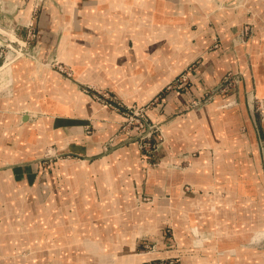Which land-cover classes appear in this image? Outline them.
Here are the masks:
<instances>
[{"label":"crops","instance_id":"obj_1","mask_svg":"<svg viewBox=\"0 0 264 264\" xmlns=\"http://www.w3.org/2000/svg\"><path fill=\"white\" fill-rule=\"evenodd\" d=\"M44 1L35 26L41 55L34 62H14L6 88L0 81L3 220L26 209V223L35 224L25 230L34 235L57 210L75 205L77 212L84 211L88 200L120 189L132 208L131 194L152 199L154 213L169 208L176 238L190 212L188 230L195 225L192 231L207 234L204 239L222 241L238 234L226 238L212 228L227 221L222 191L242 201L241 214L231 223H260L264 0ZM12 16L20 27L27 15L23 10ZM49 60L67 66L75 82L47 68ZM183 72L188 80L178 85ZM79 85L108 88L127 106H145L146 120L161 140L152 152L157 167L142 162L138 144L125 140L121 116L98 109ZM253 160L260 167H251ZM228 181L238 192L231 191ZM121 200L116 197L114 204L119 207ZM146 208H133L132 216L157 239L156 215ZM20 232L8 224L2 242L19 243ZM240 237L235 239L246 240L245 234ZM81 245L97 261L106 260L103 242ZM197 251L179 263L212 264L196 262ZM142 255L131 254L126 263L160 264L154 256Z\"/></svg>","mask_w":264,"mask_h":264},{"label":"rangeland","instance_id":"obj_2","mask_svg":"<svg viewBox=\"0 0 264 264\" xmlns=\"http://www.w3.org/2000/svg\"><path fill=\"white\" fill-rule=\"evenodd\" d=\"M45 5L44 0H0V29L4 32V34L0 35V81L1 79L5 80V88L8 86L7 73L9 70L12 71L14 62L19 60H31L34 62L35 60L27 55V53L31 56L41 55V48L36 44L35 26L40 11L42 8H45ZM23 10L26 11L27 16H25L22 25L19 27V25H16V17L12 15L17 11L23 12ZM13 11L12 15H5V12ZM10 35L16 38L15 40L13 38L14 42L11 43V47H9L10 43L7 44ZM9 51L15 57L13 60L6 59ZM48 68L58 71L62 78L75 82L73 80V73L67 66L54 63V65L51 64ZM84 87L87 86L82 85L80 87L82 92ZM90 88L109 91L108 88ZM87 95L89 96V94ZM115 98L123 106L122 108H124V112H116L121 116L119 127L121 134L125 137V140L134 141L138 144L140 142V129H133L138 127V123L133 119L130 120V114L128 116L123 114L126 112L127 105L117 97ZM93 101L96 103L98 109H103L100 104L95 100ZM128 107L138 106L129 105ZM137 133H139L138 137ZM155 134V132H152L149 138L151 144L149 149L151 152L161 143V140L155 137L157 136ZM253 149L255 150L256 147ZM140 153L142 156L144 151L140 149ZM152 157L153 154L151 153L147 164L155 168L157 165ZM242 164H238V167L242 166ZM233 165L236 166V163L234 162ZM249 165L256 167L258 162L253 160L249 162ZM258 167L260 166L258 165ZM258 180L263 183V179ZM229 182L231 183L229 186L231 187V191L235 190L238 192L236 184L233 186L234 184L228 181L227 185L230 184ZM220 195L223 199L226 198V210L224 209L223 211L226 214L225 219H229V223L226 221L227 224L223 223L224 225L215 224L212 228L217 227L221 233L232 229V231L234 230L238 234L233 238L222 241L213 240L214 244L211 242L212 240L209 242V240L204 239L206 236L200 231V233L195 232V235L192 231L195 225L191 226L188 230V227H190L189 221L192 219L191 212L183 224L185 229L181 230V236L176 238L169 208H160L155 213L156 222L153 231L160 232L161 235L159 234V237L157 236L158 238L154 239L153 235L147 234L149 231L140 228L139 222L131 215V211L133 208L139 209L146 206L153 212L155 210L153 206L155 203L146 196L142 195L139 197L138 195L131 194L134 202V207L132 208L128 206L125 200L127 196L124 195V191L120 189L114 195L113 193L111 195L99 194L96 198L88 200L84 211H80L79 209V212H77L78 207L75 205H71L63 210H57L52 216L53 218L41 228L42 230L34 229V233H36L34 235L30 228H28L29 231L25 229H27L26 227L33 226L35 221L26 223L28 213L26 209L23 210L22 208L19 212L17 211L16 215H12L6 220H3L0 216V264H127L126 260L131 254L140 255L147 253L156 258L154 262H159L160 264H180V260L184 256L188 257L189 254L191 255L194 250H198L195 257L196 262L206 260L212 264H228V262L230 264H264V217L260 218V223L258 224H238L235 227V224H233L235 219L233 217L236 216L237 210H239L238 213L241 212L240 204L242 205V201L235 199V195L232 192L226 193V191H222ZM116 197L122 198L119 207L116 206L117 204H114ZM227 199H229L228 202ZM237 205H239L238 208ZM245 205L252 212L256 210L255 207L250 206L253 204L247 201ZM261 206L264 208V205ZM196 210L200 211L201 209L197 208ZM232 219L234 220L233 223L230 221ZM8 224H13L14 228L18 231L21 230L19 243L10 240H7L6 243L2 242L3 234L7 231ZM204 228L206 227L203 226L202 229ZM242 232H245L246 240H236L237 236H242ZM192 238L197 239L192 242ZM85 240L103 242L104 248L101 250V253L110 259L97 261L91 255L92 253L90 254L81 245L82 241ZM209 249L212 250L211 253H205ZM84 255L87 256L86 259ZM207 255L210 256L206 257ZM259 261L262 262L260 263Z\"/></svg>","mask_w":264,"mask_h":264},{"label":"built area","instance_id":"obj_3","mask_svg":"<svg viewBox=\"0 0 264 264\" xmlns=\"http://www.w3.org/2000/svg\"><path fill=\"white\" fill-rule=\"evenodd\" d=\"M188 76L186 73H181L176 82L178 85H183L187 82ZM83 92L89 94L92 100H95L98 104H100L103 109L108 108L115 112H124L123 106L118 102V100L113 97L111 92L105 90H96L94 88L84 87ZM112 95V96H111ZM125 114L128 116L130 114V120H135L138 123V127L133 128L134 130L140 129V142H138L140 149L144 151L141 156V160L144 163H148L150 159V154L152 153L149 149L151 146L149 138L152 135L153 130L155 129L154 125L150 124L145 118L144 108L142 107H126ZM137 133V137L138 134Z\"/></svg>","mask_w":264,"mask_h":264},{"label":"bare ground","instance_id":"obj_4","mask_svg":"<svg viewBox=\"0 0 264 264\" xmlns=\"http://www.w3.org/2000/svg\"><path fill=\"white\" fill-rule=\"evenodd\" d=\"M126 2H127V1H126ZM120 3H121V2H120ZM111 6H112V4H111ZM114 6H115V5H114ZM114 6H113V7H114ZM126 6H127V5H126ZM120 8H121V7H120ZM108 12H109V11H108ZM124 17H125V16H124ZM135 22H136V21H135ZM1 34H4V32L1 31V29H0V35H1ZM3 36H4V35H3ZM9 37H10V38H9L7 44L10 43V44H9L10 46H9V45H8V46L11 47V46H12L11 43L14 42V40H15L16 38L13 37L12 35H10ZM11 38H12V39H11ZM13 38H14V40H13ZM7 39H8V38H7ZM17 42H18V41H17ZM8 54H9V55H8V56H9V57H8V60H13V58H14V57H13V54H11V52H8ZM87 70H88V69H87ZM84 73H85V71H84ZM160 82H161V81H160ZM217 196H218V195H217ZM198 199H199V198H198ZM220 199H221V198H220ZM220 199H219V200H220ZM225 199H226V198H225ZM225 199H224V200H225ZM199 200H200V199H199ZM222 200H223V199H222ZM228 200H229V199H227V202H228ZM219 202H220V201H219ZM231 202L233 203L232 200H231ZM168 203H170V202H168ZM223 203H224V202H223ZM220 204H221V202H220ZM173 206H174V205H173ZM235 206H236V205H235ZM262 207H263V206H262ZM200 208H201V207H200ZM214 208H215V207H214ZM234 208H235V207H234ZM146 209H147V208H146ZM242 209H244V208L242 207ZM245 209H246V208H245ZM147 210H148V209H147ZM210 210H211V209H210ZM225 210H226V209H225ZM234 210H235V209H234ZM247 210H248V209H247ZM144 211H146V210L144 209ZM212 211H213V210H212ZM214 211H215V210H214ZM219 211H220V209H219ZM238 211H239V210H237V212H238ZM244 211H245V210H244ZM200 212H201V211H200ZM222 212H223V210H222ZM222 212H220V213H222ZM227 212H228V210H227ZM186 213H187V212H186ZM135 214L138 215L137 213H135ZM135 214H134V215H135ZM146 214H147V213H146ZM154 214H155V213H154ZM232 214H233V213H232ZM234 214H235V212H234ZM240 214H241V213H240ZM246 214H247V213H246ZM131 215H132V213H131ZM244 215H245V214H244ZM244 215H243V216H244ZM247 215H248V214H247ZM204 216H205L204 214H201V215H200V218H202V217H204ZM207 216H208V215H207ZM211 216H212V215H211ZM241 216H242V215H241ZM241 216H240V217H241ZM134 217L136 218L137 216H134ZM209 217H210V216H209ZM220 217H221V216H220ZM228 217H229V215H228ZM234 217L236 218L237 216H234ZM238 218H239V217H238ZM121 219H122V218H121ZM157 219H158V218H157ZM203 219H204V218H203ZM213 219H214V217H213ZM220 219H221V218H220ZM136 220H137V219H136ZM151 220H152V219H151ZM196 220H197V219H196ZM200 220H201V219H200ZM134 221H135V220H134ZM216 221H217V219H216ZM227 221H229V219H228ZM245 221H246V220H245ZM153 223H154V222H153ZM144 224H145V223H144ZM237 224H239V223H237ZM153 225H154V224H153ZM223 225H224V224H223ZM240 225H241V224H240ZM126 227H127V226H126ZM148 227H149V226H148ZM223 227H224V226H223ZM232 227H233V226H232ZM235 227H236V225H235ZM235 227H234V228H235ZM241 227H242V226H241ZM194 228H195V226H194ZM196 229H197V226H196ZM215 229H216V228H215ZM213 230H214V229H213ZM218 230H219V229H218ZM224 230H225V229H224ZM198 231H199V230H198ZM219 231H220V230H219ZM200 232H201V231H200ZM200 232H199V233H200ZM216 232H217V230H216ZM209 233H210V231H208V234H209ZM242 233H243V232H242ZM242 233H241V234H242ZM194 234L196 235L195 231H194ZM217 234H218V233H217ZM244 234H245V233H243V235H244ZM200 235H201V234H200ZM203 235H207V234H203ZM213 235H214V234H213ZM224 235H225L226 238H228V237H230V236H232V235L234 236V230L232 231V229H231V230L225 232ZM243 235H242V236H243ZM218 236H219V235H218ZM237 237H238L239 239H242V238H243V237H239V236H237ZM237 237H236V238H237ZM216 238H217V237H216ZM218 238H220V237H218ZM218 238H217V239H218ZM213 239H214V238H213ZM220 239H221V238H220ZM207 240H208V239H207ZM236 240H237V239H236ZM209 242H210V241H209ZM211 242H213V244H214V241H211ZM92 243H93V242H92ZM203 243H204V242H203ZM203 243H202V244H203ZM218 243H219V242H218ZM83 246H84V245H83ZM92 246H93V245H92ZM95 246H96V245H95ZM201 246H202V245H201ZM198 248H199V247H198ZM133 255H134V254H133ZM145 255H146V254H145ZM145 255H142V256H145ZM149 255H150V254H149ZM152 256H153V255H152ZM136 257H137V256H136ZM136 257H135V259H136ZM129 258H130V257H129ZM137 258H139V256H138ZM104 259H105V258H104ZM135 259H134V260H135ZM97 260H98V258H97ZM106 260H107V258H106ZM104 261H105V260H104ZM129 261H130V260H129ZM138 261H139V260H138ZM134 262H136V261H134ZM222 262H224V261H222ZM199 264H200V263H199Z\"/></svg>","mask_w":264,"mask_h":264},{"label":"water","instance_id":"obj_5","mask_svg":"<svg viewBox=\"0 0 264 264\" xmlns=\"http://www.w3.org/2000/svg\"><path fill=\"white\" fill-rule=\"evenodd\" d=\"M27 55H29L32 59H35V56L33 55V56H31L30 54H28L27 53ZM52 62H53V60H49L48 62H47V64H45V66L48 68V67H50L51 66V64H52ZM80 86V85H79ZM81 87V86H80ZM27 114H25L23 117H22V120L23 121H25L26 119H27Z\"/></svg>","mask_w":264,"mask_h":264}]
</instances>
